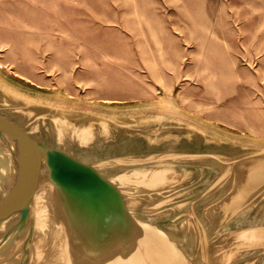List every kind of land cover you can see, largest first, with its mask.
<instances>
[{"label": "rangeland", "instance_id": "374dc122", "mask_svg": "<svg viewBox=\"0 0 264 264\" xmlns=\"http://www.w3.org/2000/svg\"><path fill=\"white\" fill-rule=\"evenodd\" d=\"M5 102L21 107L22 119L27 106L39 119L50 104L54 121L74 114L109 124L92 148L72 146L90 160L182 146L264 153V0H0ZM184 164L191 176L162 202L166 212L150 216L164 228H178L192 204L204 215L225 187L214 159ZM211 215L203 228L219 241L229 227L264 222V199L222 225ZM175 235L193 264H264L258 247L215 259L212 241L204 259L193 232Z\"/></svg>", "mask_w": 264, "mask_h": 264}, {"label": "water", "instance_id": "95a60500", "mask_svg": "<svg viewBox=\"0 0 264 264\" xmlns=\"http://www.w3.org/2000/svg\"><path fill=\"white\" fill-rule=\"evenodd\" d=\"M3 99L7 101L5 95ZM36 107L27 106L29 115L22 119L21 107L0 103V178L7 163L1 145H8L15 164L12 184L0 196V222L15 220L11 228L0 227V264H193L178 243V230L195 234L204 259L212 241L215 259L254 247L264 251V222L229 227L234 232L219 241L215 240L220 235L209 240L203 228L204 217L211 219V212L219 215L222 225L264 199V153L233 156L224 150L182 146L143 148L90 160L75 155L72 146L92 148L99 135H106L103 127L110 128L109 124L100 127L74 114L54 121L50 104L41 106L37 119ZM48 126L49 135L41 133ZM193 138L189 134L185 140ZM208 159L220 164L217 181L225 183L213 206L209 209L205 204L204 215H199L192 204L178 228L150 220L168 210L162 202L191 176L192 169L184 163L204 165ZM42 183L51 188L52 202L44 211L47 226L39 234L31 201ZM251 230L258 238L235 248L234 239ZM167 249L175 252L173 259L166 256Z\"/></svg>", "mask_w": 264, "mask_h": 264}, {"label": "bare ground", "instance_id": "6f19581e", "mask_svg": "<svg viewBox=\"0 0 264 264\" xmlns=\"http://www.w3.org/2000/svg\"><path fill=\"white\" fill-rule=\"evenodd\" d=\"M25 117V116H24ZM6 135V134H5ZM6 138L8 140H10V137L8 135H6ZM1 149L2 152L5 154L6 156V160L7 163L4 164L1 167L2 170V176L0 178V196L2 194H4L11 186L12 184V180H13V175H14V171H15V164L14 162L10 159L9 156V148L8 145H1ZM11 173V178L9 180V177L7 178V180L3 181L5 178V175L8 176L7 173ZM4 176V177H3ZM51 188L46 184L43 185V183L38 186V189L33 197V200L31 201L32 203V207L34 208V212H35V228L37 230V233H41L43 230V227L47 226V221H46V214H45V210H46V206L49 204H51L52 202V193H51ZM14 218H11L10 220L7 221H1L0 222V227H5V228H11L13 227V224L15 223V220H13ZM9 221V223H8ZM17 230V229H15ZM45 232V230L43 231ZM258 238V233L251 231H246L240 235H238L234 241H233V246L235 248H237L238 246L244 245L245 243L251 241V240H255ZM16 240V239H15ZM12 245V244H11ZM166 248V246H165ZM166 256H168L169 258H174L175 252L167 249L166 250ZM103 264H120V262L116 261L114 263L109 262H104ZM130 264H134L133 262ZM160 264H162V262H160Z\"/></svg>", "mask_w": 264, "mask_h": 264}]
</instances>
